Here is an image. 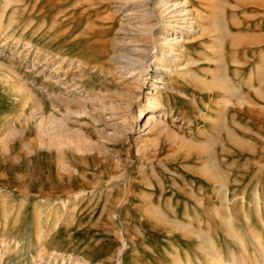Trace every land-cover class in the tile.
Segmentation results:
<instances>
[{
    "label": "rangeland",
    "instance_id": "1",
    "mask_svg": "<svg viewBox=\"0 0 264 264\" xmlns=\"http://www.w3.org/2000/svg\"><path fill=\"white\" fill-rule=\"evenodd\" d=\"M159 1L0 0V264H264V0H170L192 31L153 76ZM213 151L226 207L202 171Z\"/></svg>",
    "mask_w": 264,
    "mask_h": 264
},
{
    "label": "bare ground",
    "instance_id": "2",
    "mask_svg": "<svg viewBox=\"0 0 264 264\" xmlns=\"http://www.w3.org/2000/svg\"><path fill=\"white\" fill-rule=\"evenodd\" d=\"M144 1V0H143ZM186 1V0H185ZM183 1H179L178 4L176 5H169V2L170 0H163V1H159V3H156V4H159V5H156V8H158L159 10H161L158 18H156V25H158L163 19L162 15L164 14H167V15H170L169 18H171L172 20L171 21H168L170 22L169 25H166L167 27H169L168 29H166L167 31H164L163 32V35L160 39V46H162L163 48L160 50L159 54L160 56H154L155 53H151L152 50H149V51H146V53H151V55H146L145 56V62L142 63V66L144 65V70L145 72H151L153 74V76L157 75L158 74V70L162 69L163 71H166V72H174L176 71V68H177V65L176 63L178 62V58L176 56H174L175 52L174 51H177L176 47L178 46L179 42H183L184 43V36L188 35L189 32H191V27H192V22H188V15L190 14L188 10H186L185 8H180V7H184L186 5V2ZM208 1H213V0H207ZM143 3V2H142ZM155 4V3H154ZM138 5V4H137ZM140 7V10H135L137 12H142V11H145V10H151L152 8H145V7H148L147 4H142V6H137V8ZM218 7V6H217ZM145 8V9H143ZM180 8V9H179ZM4 10V9H3ZM134 11V10H133ZM153 11V10H151ZM130 12V11H129ZM136 12V13H137ZM131 14H135L134 13H131ZM140 14V13H139ZM165 15V16H167ZM140 17H144L143 19H145V22L144 24H147L150 22L151 19H153V17L155 16L154 12H148L147 13H144L143 15L140 14L139 15ZM143 22V20H142ZM164 22V21H163ZM142 24V25H141ZM139 25H141L140 27H137L136 26V29L135 30L137 33L136 34H139L141 36H145L147 34H149V32H151L153 29H146L145 30V27H143V23H141ZM156 25L153 27L155 28ZM150 35V34H149ZM132 40V39H131ZM149 43L144 40V41H138L137 42V45H135L137 48H135V50L133 49V54L135 53H138L139 50H142L141 48H145L143 51L147 50V47H149L150 45H148ZM151 47V46H150ZM154 47V46H153ZM157 47V46H156ZM165 47V48H164ZM147 53V54H148ZM137 56V55H136ZM173 56V57H171ZM135 60V59H134ZM139 62V60H137ZM264 61V60H263ZM142 62V61H141ZM132 73V72H131ZM212 74V79L215 83H217L218 85H221L223 84L224 85V77L222 78L220 73H219V70H215L213 72H211ZM262 78V77H260ZM264 82V81H263ZM214 87V86H213ZM224 89V88H223ZM232 89V88H231ZM224 91H226L224 89ZM154 101L156 99H153ZM154 107L151 106V109H153ZM143 112L142 109H139V113L141 114ZM139 115V114H138ZM136 118V117H135ZM222 121V120H221ZM223 124V123H222ZM225 124L227 125V122L225 121ZM216 125L218 126V123H216ZM220 122H219V127H220ZM216 126V127H217ZM218 127V128H219ZM220 129V128H219ZM228 130V129H227ZM220 132V131H219ZM231 132L228 130L225 132V139H228L229 142H233L235 145H241L238 140H233L234 138H232V135L230 136ZM209 138V137H208ZM214 140V139H213ZM210 143H206L205 144V147L203 145V149L205 150V153L207 154V152L211 149V146H212V143L214 141H209ZM209 144H211L210 148H209ZM212 151V150H210ZM221 151L224 152L226 151L225 148L222 146L221 147ZM214 152V151H213ZM211 152L210 155H207L209 156V158L207 159V161H205V163L203 164V167L205 169H203L202 171H204V174L206 177H208V180L214 184L215 186V189H216V200L217 202L220 204V205H225L227 203H229V197L227 196V193L231 187V175L232 174H224V170H223V165L221 164V162H218V156L216 157L217 153L215 154V152L213 153ZM221 153V152H220ZM209 154V153H208ZM227 154V153H226ZM217 162V163H216ZM201 169V168H200ZM227 172V171H226ZM207 180V181H208ZM236 179H233V181H235ZM237 183V182H235ZM176 186V185H175ZM260 186V185H259ZM233 187V186H232ZM259 188V187H257ZM214 191V190H213ZM257 192V197L255 199H257V214L259 215L260 212H262L261 208H260V199L258 198V192L259 190L256 191ZM255 194V193H254ZM256 195V194H255ZM254 195V196H255ZM81 195H75L74 196V200L80 198ZM211 197V196H210ZM260 197V196H259ZM7 198V197H6ZM149 198V197H148ZM72 200V199H71ZM71 200L67 201V202H70ZM207 200V198L205 199ZM211 200V199H210ZM234 201L236 200H233V203ZM67 202H65L64 206H66ZM73 202V201H72ZM76 203V202H75ZM152 200L150 199L149 200V203H146V205L148 204L147 208H146V212L147 215H149L148 217L151 219V217L153 219H155V221H160L162 223H165V225L167 224V226H169L168 229H171L173 231H177L179 232L182 236H184V238H192L194 235L196 238H198L199 241L203 242V244H201L202 248L206 251H209L211 252L210 250V247H208V242L204 241L203 237H200L199 234H196L193 230H190V227H188L187 224H175V223H172V222H167L165 221L166 217L163 216L162 213H164V210L163 208L159 207V208H155L152 204ZM205 203V202H204ZM71 204V203H69ZM68 205V204H67ZM227 205H225L226 207ZM256 206V205H255ZM175 211V210H174ZM152 220V219H151ZM170 221V220H169ZM230 225L231 223L228 222ZM264 224V223H263ZM163 225V224H162ZM229 230V228H228ZM231 232V231H230ZM232 233V232H231ZM230 235V234H229ZM234 236V235H233ZM194 238V237H193ZM256 238V237H255ZM123 239V237H122ZM195 239V238H194ZM240 239V238H239ZM124 240V239H123ZM261 240V238H260ZM258 240L257 238V248L259 249V257L263 258L264 259V243L262 242L263 241V238L262 240L260 241ZM243 242V241H242ZM213 245V244H212ZM124 247H127V243H123V246L122 248L124 249ZM123 249H121L120 253L123 251ZM210 249V250H209ZM207 253V252H206ZM123 256V255H121ZM260 258V259H261ZM119 264V263H118Z\"/></svg>",
    "mask_w": 264,
    "mask_h": 264
}]
</instances>
